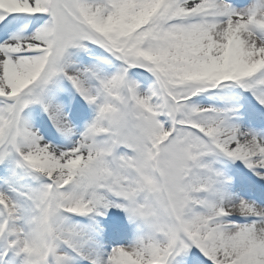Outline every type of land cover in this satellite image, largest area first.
I'll return each mask as SVG.
<instances>
[{
	"label": "snow or ice",
	"instance_id": "6c2138e0",
	"mask_svg": "<svg viewBox=\"0 0 264 264\" xmlns=\"http://www.w3.org/2000/svg\"><path fill=\"white\" fill-rule=\"evenodd\" d=\"M0 264H264V0H0Z\"/></svg>",
	"mask_w": 264,
	"mask_h": 264
}]
</instances>
